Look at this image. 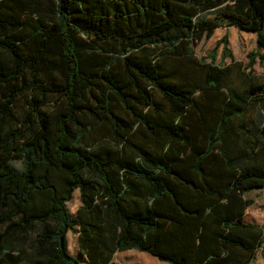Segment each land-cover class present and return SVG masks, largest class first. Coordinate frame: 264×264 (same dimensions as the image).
Segmentation results:
<instances>
[{"label":"trees","instance_id":"16d2710c","mask_svg":"<svg viewBox=\"0 0 264 264\" xmlns=\"http://www.w3.org/2000/svg\"><path fill=\"white\" fill-rule=\"evenodd\" d=\"M219 27L256 35L239 92L224 83L226 34L194 56ZM261 49L264 0H0V264H81L68 231L86 264L129 249L250 264L264 242V224L245 218V195L264 190V81L251 69ZM27 91L24 120L6 128ZM84 117L108 123L118 148L95 142Z\"/></svg>","mask_w":264,"mask_h":264},{"label":"rangeland","instance_id":"374dc122","mask_svg":"<svg viewBox=\"0 0 264 264\" xmlns=\"http://www.w3.org/2000/svg\"><path fill=\"white\" fill-rule=\"evenodd\" d=\"M211 10H205L199 13L198 18L205 19L211 17ZM226 34L228 39V47L231 51L232 60L226 58L224 63L230 65V75L224 81L226 85L235 89L237 92L241 91L244 88V76L247 72V65L249 62L248 54L255 50L256 45V35L254 32H248L244 30L237 29L235 27H219L215 29L212 35L208 38L202 37L200 40L196 41L192 46L194 49V56L196 58L205 57L206 54L214 49L222 38V36ZM222 51V44H219L216 50V61H219ZM261 54H264V50H260ZM207 61L209 59L207 58ZM252 72L256 75V81L261 82L264 81V61L262 64L259 63V59L256 58L252 66ZM45 78L42 77L40 83H43ZM29 92H25L24 94L17 97L15 105L13 107L14 119L8 120L6 123V128H15L18 127L20 122L24 120L25 112L27 111L28 102L30 101ZM154 99L161 103V105L166 106L167 102L164 97L156 90H153ZM116 111L123 117H128L121 109L119 105L116 106ZM259 108L256 105H252L249 107L247 118L250 120H255L258 116ZM84 121L87 124L93 123L95 126L91 130L92 138L96 141L102 143V146L109 147L111 150H115L118 148L111 141V131L110 125L108 123L104 125H98L94 122L91 117H84ZM135 140H142L143 137L140 135V132H136L134 136ZM85 142L88 144L91 142L90 139H86ZM98 144H95L94 149L99 150ZM15 166L19 168L21 164L16 161L14 162ZM86 176L91 178L92 180L99 182V178L94 170L85 171ZM247 198H250L253 202L246 209L245 218L247 221L256 223V224H264V190H253L246 194ZM80 205L79 201V192L76 189L72 198L69 202L66 203V208L70 215H74L76 209ZM68 251L71 255L78 258L81 264H86L83 258L78 253V244H77V235L68 231L66 234ZM134 251H127V255L119 257V261L122 264H127L128 258H136ZM165 264H169L165 262ZM250 264H264V242L262 246L257 250L253 260Z\"/></svg>","mask_w":264,"mask_h":264},{"label":"crops","instance_id":"0c3cea01","mask_svg":"<svg viewBox=\"0 0 264 264\" xmlns=\"http://www.w3.org/2000/svg\"><path fill=\"white\" fill-rule=\"evenodd\" d=\"M246 196V195H245ZM246 214V211H245ZM127 251H134V254L136 256V258H128L127 260V264H165L164 261H160L158 260L155 256L146 253V252H142V251H138L136 249H129V250H123V251H116L113 254L112 260L116 263V264H122L119 261V257H122L124 255H127ZM170 264V263H169Z\"/></svg>","mask_w":264,"mask_h":264}]
</instances>
